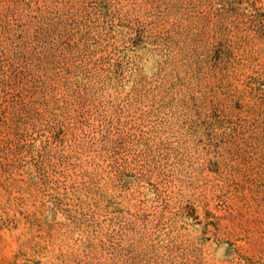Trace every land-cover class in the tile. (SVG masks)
Listing matches in <instances>:
<instances>
[{
  "label": "rangeland",
  "instance_id": "obj_1",
  "mask_svg": "<svg viewBox=\"0 0 264 264\" xmlns=\"http://www.w3.org/2000/svg\"><path fill=\"white\" fill-rule=\"evenodd\" d=\"M0 264H264V0H0Z\"/></svg>",
  "mask_w": 264,
  "mask_h": 264
}]
</instances>
